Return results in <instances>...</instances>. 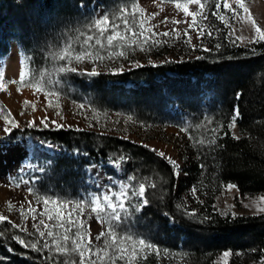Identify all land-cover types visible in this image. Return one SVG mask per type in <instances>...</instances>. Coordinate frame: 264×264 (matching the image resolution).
<instances>
[{"label":"trees","instance_id":"1","mask_svg":"<svg viewBox=\"0 0 264 264\" xmlns=\"http://www.w3.org/2000/svg\"><path fill=\"white\" fill-rule=\"evenodd\" d=\"M96 1L0 0V55H8L9 41L14 40L32 58L34 68L35 62L48 52L47 44H60L62 36L70 37L77 29H83V7ZM105 1L109 9L115 0ZM212 10L209 7L210 23L219 32L209 38L211 49L201 52L202 59L146 66L119 75L101 74L87 80L84 75L72 73L74 81L85 88L88 101L100 111L127 109L124 112L141 124L158 125L154 122L158 118L172 117L168 105L175 101L190 114L191 124L183 122L189 136L208 140L213 137L211 129H217L214 145L190 141L185 153L187 183L197 189L206 203L188 208L176 191V176L166 160L149 148L118 136L65 129L26 130L14 132L9 140L36 135L43 141L63 145L70 152L82 153L81 157L40 153L36 158L38 170L30 178L32 188L60 198L80 197L90 165L126 157L122 166L127 176L156 184L147 189L149 204L133 220L144 230L145 237H150L160 249L174 252L183 264H215L225 251L233 254L230 264H254L264 256V214L222 215L217 210L216 197L229 183L236 185L242 196L264 195V42L233 44L227 37L229 30L211 16ZM42 20L52 26L51 33L46 34L49 26ZM216 44L221 47L216 49ZM130 82L135 87L125 88ZM114 96L116 100L112 99ZM155 102L161 103L163 114H156ZM234 107L240 111L236 132L227 127ZM168 124L175 125L164 121L159 125ZM232 132L240 138L234 139ZM193 212L194 215L189 214ZM0 233V249L10 247L17 255L30 258L31 264H46L43 256L47 252L36 253L16 243L12 237L24 234L11 229L8 222L0 225ZM164 261L165 258L150 255L143 264Z\"/></svg>","mask_w":264,"mask_h":264},{"label":"snow or ice","instance_id":"2","mask_svg":"<svg viewBox=\"0 0 264 264\" xmlns=\"http://www.w3.org/2000/svg\"><path fill=\"white\" fill-rule=\"evenodd\" d=\"M167 2L174 5L177 13L183 14V19L174 17L169 19L165 16L160 21V24L165 26L173 25L171 29L163 32L157 31L160 25L153 24L151 21L159 13H148L146 8L140 6L138 0L117 4L102 14H92L82 30L77 29L75 35L68 37L62 44L48 52V57L56 65L51 72L46 68L39 72L35 71L32 67V58L26 54H19L21 56L19 80H5L6 65L0 64V91H7V84H16L17 92H20L23 87L31 88L34 95L42 94L44 96L47 101V108L57 109L56 115L64 119L59 103L62 93L57 90L62 83L59 79L60 76L67 73H79L87 77H98L101 75L99 69L107 67L108 62L126 60L129 52H134L137 49L142 52L150 51L151 48L167 42L159 39L160 37H170L175 40H180L183 37L184 42L195 49L197 46L192 44V32L196 34L198 40L205 36L212 38L215 33L219 32V29L215 28L214 25L205 23L209 19V7L213 9L210 13L211 16L229 30L227 37L232 40L233 44H236L237 41L264 42V27L257 22L247 0H167ZM192 5L196 6V10H191ZM235 23H239L241 26H250L253 33L250 40L243 35H236ZM180 24H185L186 27L184 29L176 27ZM220 47V44L215 45L216 49ZM202 50L210 51L206 47ZM202 58L196 57L198 60ZM85 64L91 65L90 70L81 67ZM137 66L142 67L143 65L137 62ZM152 66L157 65L153 64ZM123 71L122 65L110 69L112 75H119ZM237 98H240V94H237ZM54 99L56 103H53ZM30 104L32 110L36 111V105L25 100L20 112L21 116L25 114V108ZM78 108L82 110L80 114L92 112V119L97 120V123L99 122L97 109L90 105L86 107L83 103L79 104ZM239 117V108L234 107L230 122L227 125L229 130L236 127ZM85 118H88L87 115ZM0 120L4 122L3 132L5 135L0 137V142H2L9 139L13 130L20 125L12 116L11 111L5 109L2 102H0ZM51 123L58 130L65 127L55 120ZM40 124L44 128L49 127L47 115L40 118ZM36 126L35 119L27 122L29 128ZM89 127L92 125L90 124ZM76 130L82 131L80 128ZM188 130V128L181 129L185 132ZM211 132L213 137L208 140L193 136H189V140L196 144L214 145L217 129H211ZM232 135L234 139L240 138L234 132ZM45 146L49 149L54 147L47 142H45ZM144 147H148V145H144ZM151 150L156 151V149ZM158 154L170 165L173 175L178 176L180 173L178 162L166 156L163 151ZM125 160L126 157L119 156L110 162L119 167ZM27 167H32V165L29 164ZM39 171L43 172L44 169L40 168ZM108 179V184L96 185L100 191L88 193L79 199L48 196L35 192L32 187H29L28 193L35 196V204L42 205V209L38 210L37 207H33V201H27L28 207L25 208L22 203L19 214L22 222L27 221L29 217L32 219L33 231L28 232L26 226L10 221L5 215H0V223L8 221L11 229H18L31 237V239H26L21 235H14L12 239L33 252L40 254L47 252L48 255L43 256L46 264L49 262L61 264L62 257V264H143L150 255L160 257L163 254L164 258L171 257L173 254L168 249H160L159 246L143 236L134 233L129 226L133 211L140 212L149 204L146 191L149 187L155 188L156 184L137 180L135 175H130L122 181L113 180L111 177ZM29 183L30 180H26L23 175H20L19 177H10L8 186L20 188L21 184ZM235 188L236 185L231 183L224 185L226 192ZM191 192L195 194L197 189L193 187ZM261 200L264 201V197H261ZM134 201L135 203H133ZM256 207L258 211L264 212V207L258 204ZM8 208L9 211L13 208L11 201H8ZM86 211L89 219L94 215L96 221L104 228L95 236V243L90 228L82 219ZM189 214L194 215L195 213ZM164 215L168 216V213H164ZM222 215L227 216L228 212H224ZM232 216L235 217V213H232ZM230 254L229 251H225L222 255L227 258ZM258 264H264V256L260 258Z\"/></svg>","mask_w":264,"mask_h":264},{"label":"rangeland","instance_id":"3","mask_svg":"<svg viewBox=\"0 0 264 264\" xmlns=\"http://www.w3.org/2000/svg\"><path fill=\"white\" fill-rule=\"evenodd\" d=\"M105 2V0H97L89 7H83V23L85 24L87 19L92 14H102L104 11L112 9L118 4V0H115L111 3V7L108 9L105 6ZM123 3L124 2L121 0V4ZM138 3L141 7L146 8L148 13H159L156 18L151 21V23L153 24L160 25L157 31L163 32L173 27V25L171 24H168L167 26H165L164 24H160V21L163 20L165 16L169 17V19L173 17L176 19H183V14L177 13V11L174 9V5L167 1L163 0L162 2V0H138ZM247 3L253 15L257 19V22L262 27H264V0H247ZM233 6L235 7V5ZM191 10H196V6L192 5ZM46 22V20H42V23L45 24L46 27L49 26L47 29H45V32H47L46 34H48L51 33L52 26L47 25ZM210 22L211 20L209 18L205 23L211 25ZM176 27L184 29L186 25L180 24ZM235 27L237 29L236 35H243L245 37H248L249 40L251 39L253 33L250 26H241L239 23H235ZM191 35L193 37L192 44L197 46L195 49L186 44L183 37H181L180 40H175L170 37H160L159 39H161L162 41L166 40L167 42L162 43L160 46L151 48L150 51L142 52L137 49L134 52H129L128 58L126 60L120 59L116 62H108L107 67H101L99 70L101 71V74L112 75L110 73V69L120 67L122 65L124 71L121 74H123L141 68V66H137V62H139L140 65H143L142 67L152 66L153 64L159 66L170 62H182L201 56V52H203L202 48L204 47L211 49L210 43L212 42V40H210L207 36L198 40L194 32H192ZM65 37L68 38L69 36H62V39H60V44H62L63 41L67 39ZM239 43L241 45H247L250 42L245 41ZM60 44H47V46H49L47 48L48 52L54 49V47H58ZM48 52H44L43 59H39V61L35 62V67L33 68L35 71L39 72L41 69L46 68L49 72H51L52 69L56 66L55 62H53L48 57ZM19 54H25L20 45L14 40L9 41L8 55L5 57L0 55V64L6 65L4 77L5 80H19L21 58ZM81 67L90 70L91 65L85 64ZM59 79L62 81V83L59 85L57 90L62 93L59 99V103L61 105L60 111L64 119H61L60 116L56 115L57 109L47 108V101L45 100L44 96L42 94L34 95L31 88L23 87L20 92H17L16 84H7V91H0V102L3 103L6 110L11 111L12 116L19 122L20 125L18 128L13 130L12 134L17 131L26 130H35L39 132L47 130H58L55 128V125L51 123V121L55 120L56 122L65 125V127L61 129L76 130L77 128H80L82 129V131H90L99 134L103 133L106 135L118 136L139 145H148L147 148H149L150 150L156 149V151L153 152L157 155H159L158 153L160 151H163L166 156H169L178 162L180 166V173L178 176H176V191L186 203V206H188V208H196L198 204L206 203V199L202 198L198 192L192 194V187L187 183L188 177L185 173V153L187 151V146L189 145L190 140L187 131H181V129L187 128L185 124H191V119L190 114L185 111L180 105L175 103V101L170 102L168 105V110L171 113L172 117H170L169 119L165 117L158 118L156 121H154L155 123H158V125L141 124L140 122L135 120L132 115L124 112L127 109H125L124 111H116L111 109L110 111H100L98 107L88 101L85 88L80 85V82L74 81L72 73L63 74L59 77ZM83 79L87 80L90 79V77L84 76ZM124 86L125 88H130L135 87V84L130 82L125 84ZM111 98L112 97H110V99ZM116 98L114 96L112 99L116 100ZM25 100L34 103L36 105V111L32 110L30 104L26 106L25 114L21 116L20 112L22 110L23 101ZM207 100H209V96L207 97ZM53 103H56L55 99L53 100ZM81 103L85 104L86 107L90 105L92 108L98 110V123L97 120L92 119V112L88 111L85 114H80L82 110L78 108V105ZM160 104V102H158L157 104L156 102L154 103L155 108L157 109H155L156 114L157 112L158 114H163L161 113L162 106ZM205 105L208 106L207 102ZM45 115H47L48 117V128H44L40 124V118L44 117ZM85 115H87V119L85 118ZM33 119H35V123L37 126L32 128L27 127V122ZM160 121L174 122L175 125H159ZM183 122L185 124H183ZM90 124L92 125V127H89ZM3 127L4 122L3 120H0V137H4L5 135L3 132ZM234 131L236 132V129H234ZM45 142L52 144L54 147L52 149H49L45 146ZM40 153H47L53 156L63 153H68L69 155H72L74 157L82 156V153L79 150L70 152L63 145H60L53 141H43L36 135H20L16 141L11 142L9 139H5L0 142V215L7 216L10 221L16 224H23V226L27 227L28 232L33 231V221L29 217L27 221L22 222L19 214V208L22 203L24 204V207L27 208V201H33V207H37L38 210L42 209V205H36L35 197H33V195H30L27 191L29 187H32V181L30 180L31 176H33L38 170V162L36 158L39 159ZM29 164L32 165V167H27V165ZM93 165H95V167H92ZM21 169H23V172H21ZM85 173V189L81 190L79 198L86 196L88 193L100 191V189L97 188L96 185L108 184L109 177L116 181H122L128 177L123 169L122 163L119 167H116L115 165L111 164L110 161L105 163L92 164L86 168ZM20 175H23L24 179L30 180V183L21 184L20 188H16L15 186L9 187V178L19 177ZM261 197H264V195L245 197L240 194L237 187L227 192L223 187L220 194L216 197V207L218 212L220 213L228 212V214L231 215L232 213H235V216L260 215L264 214V212L258 211L256 205L258 204L259 206L264 207V201L261 200ZM8 201H11L13 204V208L11 211H9L8 208ZM133 203H135V201ZM140 212L133 211L132 216L129 220V226L134 233L143 236L145 239L153 243V240L149 239L150 237H145L146 235L144 234V230L139 227L138 222H133L134 218ZM82 219L85 220L86 226L90 228L91 236L93 238V242L95 243V236L98 235L100 231L104 230V228L96 221L94 215L89 219L87 211L85 212ZM5 222L0 223V225L4 224ZM171 226L175 227L176 224L171 223ZM23 234L24 236L21 235L22 237L31 239V237H28L25 233ZM229 252L231 254L227 258L223 257L222 254L224 252L221 253L218 256L215 264H230L233 254L231 251ZM170 253H172L173 255L169 258H165V261L163 262L164 264H183L182 259L178 258L174 252ZM160 257L164 259L163 254ZM61 260H63V258H61ZM0 264H31V260L30 258L17 255V253L14 252L12 248L5 247V249H0Z\"/></svg>","mask_w":264,"mask_h":264}]
</instances>
